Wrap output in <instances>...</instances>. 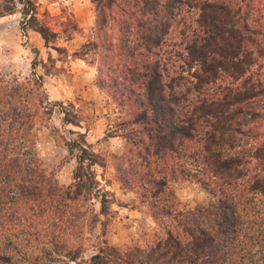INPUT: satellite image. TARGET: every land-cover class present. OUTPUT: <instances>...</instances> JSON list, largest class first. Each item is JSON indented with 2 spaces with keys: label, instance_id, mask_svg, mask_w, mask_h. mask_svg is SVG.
<instances>
[{
  "label": "trees",
  "instance_id": "1",
  "mask_svg": "<svg viewBox=\"0 0 264 264\" xmlns=\"http://www.w3.org/2000/svg\"><path fill=\"white\" fill-rule=\"evenodd\" d=\"M88 1L90 39L73 55L93 52L94 84L128 128L114 175L147 198L156 227L140 244L107 245L101 217L112 193L91 168L104 160L84 134H59L62 162L78 149L70 184H59L35 150L37 114L52 110L41 77L0 75V264H85L98 227L91 264H108L105 255L113 264H264V0ZM17 2L23 28L45 44L55 37L35 0H0V16ZM66 26L68 37L77 32ZM167 178L197 184L211 202L184 212Z\"/></svg>",
  "mask_w": 264,
  "mask_h": 264
},
{
  "label": "rangeland",
  "instance_id": "2",
  "mask_svg": "<svg viewBox=\"0 0 264 264\" xmlns=\"http://www.w3.org/2000/svg\"><path fill=\"white\" fill-rule=\"evenodd\" d=\"M15 6L13 13L0 16V75L8 79L17 77L18 80L41 77L40 94L48 101L46 108L52 109L49 119H46V114H37L32 130L35 150L42 166L54 174L59 184H70L78 149L72 148L69 160L62 162L67 152L58 145L61 142L58 136L61 134L74 139L77 133L84 134L88 149L104 160L102 166H91L98 186L112 193L109 213L101 217L106 223L104 237L107 245L122 246L124 249L135 242L140 244L156 227L147 213V198L139 197L135 191L124 190L113 169L117 163L113 155L121 150L128 128L123 126L125 122L116 105L94 84L95 64L87 62L94 57L92 50L86 51L83 58L73 55L84 50L82 45L90 39L93 3L88 0H35L36 18L55 32V37L50 38L47 44L38 33L20 25L21 4L17 2ZM67 23L77 26V32L71 37L63 31V28L71 29L66 26ZM64 117L75 123L64 122ZM52 126L56 130V141L48 130ZM166 183L178 202V208L184 212L193 213L211 202V196L191 181L167 178ZM91 202L98 210V201L92 199ZM98 229L95 228L84 242L82 257L88 261L85 264H91L90 260L97 253L93 242ZM104 258L108 264L114 263L111 256L105 255Z\"/></svg>",
  "mask_w": 264,
  "mask_h": 264
}]
</instances>
